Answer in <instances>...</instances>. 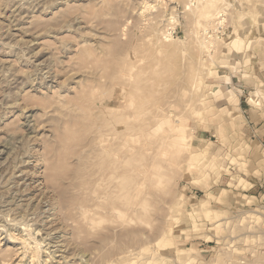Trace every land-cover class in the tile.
Returning a JSON list of instances; mask_svg holds the SVG:
<instances>
[{
    "label": "rangeland",
    "instance_id": "374dc122",
    "mask_svg": "<svg viewBox=\"0 0 264 264\" xmlns=\"http://www.w3.org/2000/svg\"><path fill=\"white\" fill-rule=\"evenodd\" d=\"M186 1L0 0V264H264V129L245 128L264 121V0H225L224 33L203 47L214 9ZM171 26L174 41L157 42ZM174 131L189 145L175 162L133 148ZM100 133L112 155L96 161L130 152L108 213L91 206L92 183L79 197ZM48 230L62 258H49Z\"/></svg>",
    "mask_w": 264,
    "mask_h": 264
},
{
    "label": "bare ground",
    "instance_id": "6f19581e",
    "mask_svg": "<svg viewBox=\"0 0 264 264\" xmlns=\"http://www.w3.org/2000/svg\"><path fill=\"white\" fill-rule=\"evenodd\" d=\"M206 3H209V5H211V7L214 9V10H212V15H211V17H210V19H209V24L210 25H208V26H205V27H202V28H200V30H201V33H200V36L199 37H201L202 38V40H204V42L203 43H201V47H203V46H205V44L207 45L208 43L209 44H211L212 42H211V39H213V38H215V36H216V38L218 37V35H217V33H216V31H215V21H216V18H217V16H218V14L221 12L222 13V20H221V22H220V24L221 25H223V21H224V19H225V10H226V8L228 7V6H230V4H228V2H226L225 0H187L186 2H185V4H184V10L186 11L187 9L189 10L190 8H193V13L194 14H200V15H204V16H207L208 15V12L207 11H205V4ZM232 6V5H231ZM191 10V9H190ZM256 15V12H252V13H250V16L253 18V17H256L255 16ZM208 18V17H207ZM213 18H215L214 20H213ZM169 21H174L173 23H175L176 22V20H175V16H173V15H171L170 17H169ZM171 22V23H172ZM170 23V22H169ZM170 23V24H171ZM172 23V24H173ZM213 23V24H212ZM166 27V26H165ZM211 27V29H209ZM211 31V32H210ZM236 34V33H235ZM157 39L158 40H156L157 42L158 41H160V43L163 45V44H165V45H170L173 41H174V37H173V35H172V26H171V28L170 27H167V28H164L163 30H161V31H159V33H157ZM235 37H238V34H237V36L236 35H234ZM218 39V38H217ZM234 40H236V41H238L237 43H239L240 41H241V43H243L242 42V40H238V38L237 39H235L234 38ZM233 40V41H234ZM207 41H208V43H207ZM235 42V41H234ZM157 45V44H156ZM164 45V46H165ZM237 45V44H236ZM160 47V46H159ZM169 48H171V46L169 47ZM162 48H160V50H161ZM166 49L168 50V48L166 47ZM163 50H165V49H163ZM171 51V50H170ZM85 57V56H84ZM142 59V58H141ZM136 61H137V59H136ZM132 62V61H131ZM130 63V62H129ZM133 63V62H132ZM116 64L118 65V63L116 62ZM123 64H125V63H122V65ZM131 64V63H130ZM130 64H129V66H130ZM122 65H120L119 64V66H122ZM128 65L127 66H125L124 68H126V67H129ZM133 66V65H132ZM131 67V66H130ZM129 67V68H130ZM135 66H133V68H134ZM116 68H119V67H116ZM128 68V69H129ZM133 68H130L129 69V71L131 70V72H132V69ZM136 68V67H135ZM139 68V67H138ZM128 69H127V71H128ZM129 71L127 72V73H129ZM116 72H117V70H116ZM125 72H126V70H124L123 68H121L120 67V69H119V72H118V74L120 73V78L122 79L123 77H125L126 76V74H125ZM122 73H124L123 75H122ZM133 74H128V76L129 77H131ZM185 77H188V75L187 76H185ZM189 77L191 78V75H189ZM125 79V78H124ZM119 80V79H118ZM186 80H187V78H186ZM93 81V80H92ZM117 81V80H116ZM187 81H189V79L187 80ZM125 82V81H124ZM117 83V82H116ZM116 83H115V85H116ZM119 85L120 86H122V87H124L125 85L123 84V82L121 81H119ZM118 86V85H117ZM92 87H94V86H92ZM126 87V86H125ZM124 87V88H125ZM121 88V87H120ZM126 96V95H125ZM125 96H124V99H125ZM122 100V99H121ZM124 101V100H123ZM99 103V102H98ZM100 104V103H99ZM124 104V103H123ZM106 105H104V107H105ZM97 107H98V109H100V107L101 106H99V105H97ZM103 107V108H104ZM107 107V106H106ZM118 108V107H117ZM116 108V109H117ZM97 109V108H96ZM101 110V109H100ZM115 110V109H114ZM102 112V111H101ZM109 112H110V110H109ZM108 112V113H109ZM116 112V111H115ZM98 113V112H97ZM102 113H104V111L102 112ZM98 114H100V113H98ZM103 115H100V117H102ZM126 116V115H125ZM111 118V117H110ZM123 118H125L126 119V117H123ZM150 123V122H149ZM132 126V125H131ZM146 126H147V124H146ZM151 126V125H150ZM149 126V127H150ZM141 127V126H140ZM143 127V126H142ZM141 127V128H142ZM99 128H101V127H99ZM130 128V127H129ZM141 128H139V129H141ZM147 128V127H146ZM95 129V128H94ZM96 129H97V126H96ZM95 129V130H96ZM147 129H149V128H147ZM95 130H94V132H95ZM101 130H103V129H101ZM106 130V129H105ZM142 130H143V128H142ZM107 131V130H106ZM98 132H99V130H98ZM143 132V133H142ZM148 131L147 130H143V131H141L140 133H142L141 134V136L144 134H146ZM137 133V132H136ZM140 133L137 135V138H138V140L135 142V145H133V148H135L136 150L138 149L139 151H140V149L143 147V148H145V150H147L146 149V147L147 148H149V149H151V150H156L155 152L160 156H162V154L164 155V154H168L169 152L171 153V152H173L174 151V153H173V155H169V159L172 161V162H175V160L177 161V158H178V153L179 152H181V151H183V148L184 149H186V150H188V148H189V145H188V143H184L183 142V136H181V134H179V132H177V131H174L173 133H172V135L174 136V138L172 139V140H170V141H165V143L163 142V144L162 145H160L159 144V138H158V144H159V146L157 147V149H154V148H150V143H148L147 141L145 142H143L142 141V138L144 139V135L142 136V138H141V140L139 139V136H140ZM92 134H94V133H90V135H92ZM163 135V134H162ZM94 136V135H93ZM93 136H90V137H93ZM127 135H124V139L125 140H127L129 137H130V135L128 134V136L126 137ZM158 136V135H157ZM164 137H162L163 139H165V135H163ZM147 138V137H146ZM145 138V139H146ZM177 138H179L178 140H177ZM108 139H109V134H107V133H104V135L103 134H98V135H95L94 136V139H88V140H90V141H88V143L86 144V147H87V145H89L90 144V142H92V143H95L96 145H97V148H96V153L98 152V154H92V160H90L89 158H84V160H86V161H84L83 162V160L81 159V161L83 162H81L80 163V166L81 167H83V169L85 168V173L87 174V176H86V174H85V176H84V174H83V177H82V173H81V171H79L77 174H80L81 175V179H80V181H79V189L81 190V196H79V197H81L80 199L81 200H84L85 201V198H86V190H87V185H88V183H92L93 184V188H92V190H91V192H93V193H95L96 194V196H95V194H94V197L92 198V200L94 201V203L91 205V206H94V207H100L101 205H103L105 202L107 203V204H109V208L107 209V213L108 212H110V211H113V210H120L119 209V206H118V208L116 207V205H113L112 204V202L113 201H115L116 202V200L118 201V200H120L119 202H121V204L123 203V200L125 199V193H122V191H124L127 187H128V185H127V182L124 180V178H125V176H126V173L128 172V171H126V169H125V166H126V160H127V157H128V154L130 153H128V151H129V149H127L126 147L125 148H122L121 150L119 149V151L118 152H116L115 154H114V158L113 159H110V160H108V161H106V162H101V161H96V157L100 154V153H103V152H105L106 153V155L107 156H109V154H111L112 155V153L110 152V148H109V146H108ZM144 139V140H145ZM161 139V138H160ZM110 140V139H109ZM154 140H156V139H154ZM177 140V141H176ZM152 141V140H151ZM157 141V140H156ZM110 142V141H109ZM111 143V142H110ZM116 143V142H115ZM122 143H124V142H122ZM130 143V142H129ZM157 144V143H156ZM81 145V144H80ZM94 145V144H93ZM111 145V144H110ZM124 145H125V143H124ZM132 145V144H131ZM83 146H84V144H83ZM91 146V145H90ZM126 146V145H125ZM154 146H156L155 144H154ZM191 146V145H190ZM153 147V146H152ZM84 148V147H83ZM90 148V147H89ZM88 148V149H89ZM142 148V151L144 150ZM159 148V149H158ZM80 149H82V148H79V150ZM95 149V148H94ZM135 150V151H136ZM89 151V150H88ZM93 151V150H92ZM134 151V152H135ZM142 151H140V152H142ZM153 151V152H154ZM110 152V153H109ZM114 152V151H113ZM133 152V153H134ZM151 152V151H150ZM152 152V153H153ZM86 153V152H85ZM91 153V152H90ZM183 153V152H182ZM143 154H144V152H143ZM86 155V154H85ZM102 155H104V154H102ZM146 155H148V154H146ZM151 156V155H150ZM89 157V156H88ZM153 157V156H152ZM179 157H180V155H179ZM83 158V157H82ZM112 158V157H111ZM150 158V157H149ZM155 158V157H154ZM158 158V157H157ZM176 158V159H175ZM147 159V158H146ZM179 159V158H178ZM79 160V159H78ZM95 160V161H94ZM107 160V159H106ZM153 161V160H152ZM79 163V162H78ZM148 163H150V161L148 162ZM21 164V163H20ZM143 165H145V164H143ZM148 165V164H147ZM152 165V164H151ZM90 167H92V169H90ZM148 166H146V168H147ZM86 168H89L88 169V171L86 170ZM80 169V168H79ZM148 169V168H147ZM78 171V170H77ZM134 171V170H133ZM149 171V170H148ZM135 172V179L133 180L134 182H133V187L135 188V190H136V196H140V192H141V186H142V179H141V176H143V173H144V171H143V167H138V169L136 170V171H134ZM12 174V173H11ZM54 174V173H53ZM56 174V173H55ZM54 174V175H55ZM88 175H91V177H88ZM145 175V174H144ZM150 175V174H149ZM148 175V176H149ZM56 176L57 177H59L57 174L55 175V178H56ZM75 176H76V174H75ZM79 176V175H78ZM146 176H147V173H146ZM49 177V179L51 180H53V176L52 175H50V176H48ZM77 177V176H76ZM80 177V176H79ZM150 177V176H149ZM84 178V179H83ZM144 178H145V176H144ZM147 178V177H146ZM149 179V178H148ZM58 180V179H57ZM60 180V179H59ZM10 182V181H9ZM25 183V182H24ZM10 183H8V185H9ZM19 184V183H18ZM6 186V185H5ZM10 186V185H9ZM18 186V185H17ZM65 186V185H64ZM96 186V187H95ZM12 188V187H11ZM7 189H9V187L7 188ZM13 189V188H12ZM25 189V188H24ZM6 190V189H5ZM9 190H11V189H9ZM143 191V190H142ZM63 192H65V190H63V187L61 186H59V196L63 193ZM7 193V192H6ZM9 193V192H8ZM134 195H135V193H134ZM62 196H60V199H62L61 198ZM116 198V199H115ZM20 199V198H19ZM101 201H100V200ZM14 200V199H13ZM81 200H80V203H81ZM136 200V199H135ZM26 201V200H25ZM11 202V201H10ZM59 202V200H58V198H56V200L54 201V204H56V203H58ZM22 203V202H21ZM20 203V204H21ZM84 203V202H83ZM134 203V202H133ZM141 203V200H140V198H137V202L135 203V207L133 208V210H137L136 209V207L139 205ZM51 204V203H50ZM48 205V204H47ZM124 206H125V204H123ZM16 206H17V204H16ZM19 207H20V205H18ZM52 205H49L48 207H47V209H49V211L50 210H52V209H54V207L52 206ZM10 207V206H9ZM130 207V206H129ZM13 208H14V206H13ZM83 210L85 211L87 208H86V204L85 205H83ZM17 207H16V211H17ZM46 209V210H47ZM124 209H126L125 207H124ZM45 210V209H44ZM45 210V211H46ZM127 210H129V209H127ZM5 211V210H4ZM41 211V210H40ZM3 212V211H2ZM30 212V211H29ZM18 213H20V212H18ZM17 213V214H18ZM15 215L16 214H14V216L13 217H15ZM27 215V214H26ZM3 216V215H2ZM24 216V215H23ZM28 216V215H27ZM17 217V216H16ZM20 217V216H19ZM22 217V216H21ZM17 219V218H16ZM16 219H15V221H16ZM27 219V218H26ZM14 220H12V222H13ZM17 221L19 222V220L17 219ZM16 221V222H17ZM13 223H15V222H13ZM19 224H21V223H19ZM23 224V223H22ZM24 225H26V224H24ZM16 226L18 227V223L16 224ZM44 227V226H43ZM56 229V228H55ZM53 230H54V228H53ZM50 232H54V231H47V233H46V237L42 240V241H44V240H49L47 243L49 244V246L51 247H53L54 249L53 250H49V252H48V256H49V258H54V257H59L60 255L59 254H56V253H58V251H61V247L63 246V244H60V240L61 239H58L60 236H55L53 233V235L51 236L50 235ZM11 236H13V235H11ZM41 242V241H40ZM47 245V244H46ZM63 248V247H62ZM45 250V249H44ZM64 251V250H63ZM62 254V253H61ZM63 256V255H62ZM62 256H60V258H62ZM19 262H17L16 264H18Z\"/></svg>",
    "mask_w": 264,
    "mask_h": 264
},
{
    "label": "crops",
    "instance_id": "0c3cea01",
    "mask_svg": "<svg viewBox=\"0 0 264 264\" xmlns=\"http://www.w3.org/2000/svg\"><path fill=\"white\" fill-rule=\"evenodd\" d=\"M233 93V92H232ZM233 96H234V93H233ZM231 100H233V97H231L230 98ZM241 111H242V113H245V109L244 110H242V108H241ZM250 117V116H249ZM246 118V117H245ZM250 123V121L248 120L247 121V125H246V129L248 128L249 130H251L252 132H254V133H256V132H258L257 130H262V129H264V121H263V123H260V125H258V124H252V125H250L249 124ZM247 129V130H248ZM256 135V134H255ZM264 146V145H263Z\"/></svg>",
    "mask_w": 264,
    "mask_h": 264
},
{
    "label": "built area",
    "instance_id": "2783aa9c",
    "mask_svg": "<svg viewBox=\"0 0 264 264\" xmlns=\"http://www.w3.org/2000/svg\"><path fill=\"white\" fill-rule=\"evenodd\" d=\"M223 18H222V13L220 12L219 14H218V16H217V18H216V21H215V31H216V33L217 34H222V33H224V30H222L223 29V27H222V25L220 24V22H221V20H222Z\"/></svg>",
    "mask_w": 264,
    "mask_h": 264
}]
</instances>
